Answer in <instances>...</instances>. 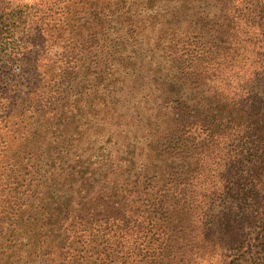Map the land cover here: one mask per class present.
Returning a JSON list of instances; mask_svg holds the SVG:
<instances>
[{
    "label": "trees",
    "instance_id": "1",
    "mask_svg": "<svg viewBox=\"0 0 264 264\" xmlns=\"http://www.w3.org/2000/svg\"><path fill=\"white\" fill-rule=\"evenodd\" d=\"M58 1L0 80V264H264V0Z\"/></svg>",
    "mask_w": 264,
    "mask_h": 264
},
{
    "label": "rangeland",
    "instance_id": "2",
    "mask_svg": "<svg viewBox=\"0 0 264 264\" xmlns=\"http://www.w3.org/2000/svg\"><path fill=\"white\" fill-rule=\"evenodd\" d=\"M55 2H59L58 0H7L6 2L2 3L1 6L7 9H5L6 18L11 20V11L12 9H16V12L19 13L21 16V19L19 16V24L16 28H6V26L0 25V48L4 44H8V50H5L4 52L0 51V80L8 83H17L19 85H24L27 77L31 76L30 69L31 65L34 63L35 55H31V52L34 50L32 48H35V50H47L49 45L51 43H54L55 50L58 51V53H61L60 47L64 44L65 36H60L61 30H58V32L55 29H52L54 34V38H56L54 41L49 38V35L47 36V41L44 42L45 46H43L42 39L40 38L39 31L40 28H43L45 24L42 23L44 21L40 14L42 15L40 9L47 8V6L53 5ZM18 7V8H16ZM40 11L39 13H36ZM45 12V10H43ZM33 15V18H32ZM55 21L51 23L52 26H55L58 29H61L62 27H58L55 22L59 19V15L56 17L54 16ZM42 20V21H41ZM59 36V37H58ZM58 37V38H57ZM48 44V46H46ZM50 46L48 49H50ZM46 55H44L43 64L46 60ZM48 57V55H47ZM57 58V57H54ZM4 85V83H3ZM86 85V84H85ZM155 86V85H152ZM169 87L165 93L164 91H159L156 93V96L153 97L149 101L151 109L156 110L155 101L159 100H165L168 96H172L175 100L176 95L175 94H182L184 97L186 96L187 90L186 88L181 84H171L167 85L166 88ZM175 90V94L173 92ZM190 94V93H189ZM188 94V95H189ZM160 96V98H157ZM178 99V98H177ZM180 102V100H178ZM175 103L171 107V113L173 114V117L177 120L178 123L182 125H197L196 123H199V118L201 117V114L203 112V108H198L197 104L194 102L183 101L181 100L180 103ZM146 110L145 108H143ZM156 113V112H154ZM165 121V120H164ZM104 140H107V135L104 136ZM100 144V142H99ZM105 146L109 149H113L110 145H107V141L102 143V146Z\"/></svg>",
    "mask_w": 264,
    "mask_h": 264
}]
</instances>
